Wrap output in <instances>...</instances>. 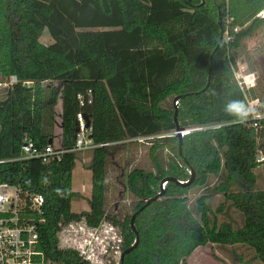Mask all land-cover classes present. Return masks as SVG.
<instances>
[{
	"label": "trees",
	"instance_id": "16d2710c",
	"mask_svg": "<svg viewBox=\"0 0 264 264\" xmlns=\"http://www.w3.org/2000/svg\"><path fill=\"white\" fill-rule=\"evenodd\" d=\"M263 8L264 0H0V82L17 78L0 98V159L18 157L26 136L36 149L53 143L60 104V159L0 164L2 181L44 197L39 235L48 261L89 264L76 248L60 246L59 233L80 221L90 228L105 221L119 227L121 253L138 240L117 264L184 263L214 239L247 244L264 264V189L255 173L264 164L255 159L264 157V122L233 123L247 98L264 102L254 88L245 97L234 75L243 40L264 25L257 16ZM45 29L49 44L40 42ZM169 97L177 107L162 106ZM79 112L102 146L89 164V210L78 213L71 211L77 153L70 149ZM219 123L185 134L179 150L177 129ZM140 137H152V169L119 170L124 142ZM209 175H223L214 190L239 212L240 227L211 219L203 195L188 205ZM109 177L136 199L132 213L158 195L136 214L134 229L130 214L119 219L106 211Z\"/></svg>",
	"mask_w": 264,
	"mask_h": 264
},
{
	"label": "rangeland",
	"instance_id": "374dc122",
	"mask_svg": "<svg viewBox=\"0 0 264 264\" xmlns=\"http://www.w3.org/2000/svg\"><path fill=\"white\" fill-rule=\"evenodd\" d=\"M52 41L47 30L45 29L40 42L49 44ZM244 45V44H243ZM243 49V48H242ZM242 49L239 51L235 73L239 79L248 77L254 80L255 93L263 94L262 78L258 65L252 63L248 53L243 54ZM246 51V50H245ZM249 62H247V59ZM262 74V73H261ZM5 89L0 88V98L5 95ZM174 98H167L162 103L163 107H168L170 103L174 104ZM55 127H54V145H59L61 133L60 104L56 106ZM156 136H164L155 135ZM152 137H140L138 139L124 142V149L117 156V162L121 168L130 170L131 168L152 169L149 159L150 139ZM164 152L161 155L164 156ZM93 150L77 153V160L72 174V191L75 195L71 199V211L81 212L88 211V199L91 192V171L89 164L92 158ZM257 175L256 187L264 189V164L255 169ZM223 180V175H209L205 186L193 189L188 195V205L194 207L195 200L203 195L205 202L211 209L210 218H216L217 224L222 222L231 223L232 227L237 228L242 225V217L235 210L230 201L225 199L222 192H215V186ZM109 186L113 194L109 195L106 211L112 215H117L121 219L124 215H133V206L136 199L133 198L124 183L118 179L112 180L109 177ZM233 191L238 190L233 186ZM120 194H119V193ZM221 209L220 212L218 210ZM119 227L109 225L103 221L99 227L90 228L84 221L68 225L59 233L61 247H72L78 249L88 260L89 264H117L121 255L120 251V232ZM218 241H209L205 245L195 248L179 264H263L255 258L254 250L242 243H227L223 239H214Z\"/></svg>",
	"mask_w": 264,
	"mask_h": 264
},
{
	"label": "built area",
	"instance_id": "2783aa9c",
	"mask_svg": "<svg viewBox=\"0 0 264 264\" xmlns=\"http://www.w3.org/2000/svg\"><path fill=\"white\" fill-rule=\"evenodd\" d=\"M257 16L264 17V8L257 13ZM237 30V29H235ZM235 78L241 90L245 93L254 87V80L247 76L239 79L235 73ZM17 82L15 76H10L7 80L0 82V88L4 89ZM82 105L81 96L78 97ZM174 107L178 106V101H174ZM81 112L76 114V135L74 146L70 149L80 153L93 150L101 144H95L91 138V127ZM264 122V102L258 98H247V109L241 117L233 123H247L257 127ZM224 124H212L208 126H195L179 130L180 136H184L192 131L219 128ZM177 131L174 132L176 135ZM138 139V138H137ZM104 145V144H103ZM65 152L53 143L42 149H36L33 141L29 137H24L21 145V153L13 159H0V164L8 161L27 160L33 158H44L46 161L60 159ZM257 162H263L261 153L256 155ZM44 197L41 194L22 195L20 188L11 185L0 179V264H56L46 259L44 251L40 248L39 225L43 214ZM37 216V219L36 217ZM78 250V249H77Z\"/></svg>",
	"mask_w": 264,
	"mask_h": 264
},
{
	"label": "crops",
	"instance_id": "0c3cea01",
	"mask_svg": "<svg viewBox=\"0 0 264 264\" xmlns=\"http://www.w3.org/2000/svg\"><path fill=\"white\" fill-rule=\"evenodd\" d=\"M243 43V54L248 53L252 63L258 65V70L262 73L260 75L264 90V25L255 30L251 36L245 38Z\"/></svg>",
	"mask_w": 264,
	"mask_h": 264
},
{
	"label": "water",
	"instance_id": "95a60500",
	"mask_svg": "<svg viewBox=\"0 0 264 264\" xmlns=\"http://www.w3.org/2000/svg\"><path fill=\"white\" fill-rule=\"evenodd\" d=\"M177 100V97H175L174 98V101H176ZM85 119H86V121H87V124H88V119L85 117ZM174 120L176 121V112H175V114H174ZM75 124H76V122H75ZM177 131V133H176V137L178 138V140H179V150H180V146H181V142H182V136H180V133L178 132L179 131V129H177L176 130ZM52 143V140L51 139H49V144H51ZM193 176H194V172L192 171L191 172V179L193 178ZM167 180H169V179H164V180H162L161 181V184H160V188H161V190L163 189V187H164V183L167 181ZM177 183H181V184H185V183H182V182H179L178 180H175ZM161 194V192L159 193V195ZM156 198H158V195H156L154 198H151V199H149V200H147L146 201V203H145V205H143L137 212H135V213H133V215H132V217H131V226H132V228H133V220H134V218H135V216H136V214L140 211V210H142L147 204H149L153 199H156ZM134 229V228H133ZM137 238H136V240H135V242H134V244L131 246V247H129L127 250H125V251H123L122 253H121V255H120V260L122 261L123 260V257H124V255L127 253V252H129L135 245H136V243H137Z\"/></svg>",
	"mask_w": 264,
	"mask_h": 264
},
{
	"label": "clouds",
	"instance_id": "9594fccd",
	"mask_svg": "<svg viewBox=\"0 0 264 264\" xmlns=\"http://www.w3.org/2000/svg\"><path fill=\"white\" fill-rule=\"evenodd\" d=\"M229 107H230V108H235V106H233V105H230ZM235 110L238 111L239 109H235Z\"/></svg>",
	"mask_w": 264,
	"mask_h": 264
}]
</instances>
